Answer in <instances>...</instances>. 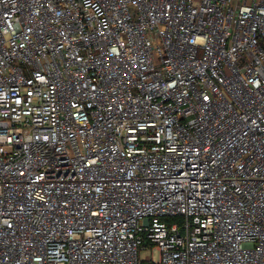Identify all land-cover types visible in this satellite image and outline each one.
Returning <instances> with one entry per match:
<instances>
[{
  "label": "built area",
  "instance_id": "built-area-1",
  "mask_svg": "<svg viewBox=\"0 0 264 264\" xmlns=\"http://www.w3.org/2000/svg\"><path fill=\"white\" fill-rule=\"evenodd\" d=\"M0 264H264V0H0Z\"/></svg>",
  "mask_w": 264,
  "mask_h": 264
},
{
  "label": "rangeland",
  "instance_id": "rangeland-1",
  "mask_svg": "<svg viewBox=\"0 0 264 264\" xmlns=\"http://www.w3.org/2000/svg\"><path fill=\"white\" fill-rule=\"evenodd\" d=\"M141 256H146V255H152L153 259L155 261H158L160 259V253L158 249H152L150 247H147V250H140Z\"/></svg>",
  "mask_w": 264,
  "mask_h": 264
}]
</instances>
